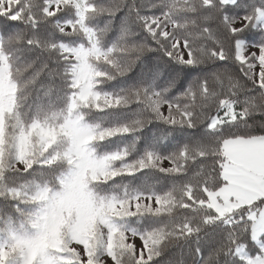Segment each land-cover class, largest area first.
<instances>
[{"label": "snow or ice", "instance_id": "obj_1", "mask_svg": "<svg viewBox=\"0 0 264 264\" xmlns=\"http://www.w3.org/2000/svg\"><path fill=\"white\" fill-rule=\"evenodd\" d=\"M67 2L74 15L87 4V0L84 5L79 0ZM256 8L260 9L259 15L255 14ZM245 9L238 14V10ZM15 11L0 13V24L6 32L22 23ZM43 11L55 19L61 37L74 38L44 40L38 31L40 22L27 37L21 33L9 37L10 41L25 38L41 52L49 48L61 51V59L52 60L57 65L55 71L43 61L37 78L49 72L50 78L71 77L74 85L83 71L98 70L88 62L90 57L103 58L107 67L100 69V79L109 90L93 89L92 95L128 113L117 134L134 136L136 148L144 139L141 134L153 123L168 129L159 128L151 134L138 161L139 175L151 171L172 178L169 190L156 195L160 203L155 214L166 212L171 216L180 206L182 224L178 230L189 244L195 238V264H264V239L258 230L253 231L258 220L264 221V176L245 174L225 148L238 138L264 139V0H200L199 9L193 7L182 25L173 16L168 0H99L91 11L103 23L79 36L74 31L78 15L75 20H63L58 16V7ZM250 28L261 30L260 39L251 45L248 40L255 39L257 33L245 38ZM70 56L75 59L69 60ZM137 68L140 72L136 79L129 80ZM186 70L196 74L187 79ZM86 84L87 80L79 88ZM188 129L197 132L169 148L175 139L173 133ZM21 163L24 166L18 171L23 175L19 179L23 181L21 187H27L36 166ZM125 175L137 178L135 171ZM177 189L183 192L180 200L175 195ZM10 190L14 194L17 189ZM196 191L200 192L199 198ZM0 200L7 201L12 211H22L19 201L10 199L7 192L0 193ZM51 207L42 209V214ZM130 209L124 207L117 215L134 217L139 224L154 211L151 203H138L134 211ZM98 222L109 232L113 226L119 229L120 239L113 238L111 248L103 247V241L95 237L88 248L78 243L76 256L72 257L68 247L76 243V227L70 221L68 239L59 245L63 252L43 249L36 260L28 261L29 242L28 251L21 248L5 264H63L62 256L72 258V264H172L170 258L165 259L170 249L164 245L172 234L166 225L142 231L128 224L114 225L109 215L100 216ZM8 232L12 239L30 238L23 223L17 226L9 222ZM128 234L131 242L127 241ZM234 239L236 244L232 246ZM225 242L229 247H224ZM0 247L7 245L0 242ZM176 264H184L183 254Z\"/></svg>", "mask_w": 264, "mask_h": 264}, {"label": "trees", "instance_id": "obj_2", "mask_svg": "<svg viewBox=\"0 0 264 264\" xmlns=\"http://www.w3.org/2000/svg\"><path fill=\"white\" fill-rule=\"evenodd\" d=\"M4 0H0V13L7 14L15 11L22 23L18 28H13L11 32L3 30V25L0 24V53L2 54L7 66V78L12 83V103L10 110L2 114V131L0 142V193L7 192L10 199H16L20 203L22 211L15 212L7 207V201L0 200V235H5L9 238L8 224L14 222L17 226L23 225L28 227V214L31 213L32 207H37V195L42 190H57L61 186V179L68 170V163L64 160L61 152L64 150V143L52 144L46 148L43 155L27 162L29 165H35L33 175L29 177L32 180L30 186L21 187L23 181L19 179L23 175L19 172L20 167L17 164V143L21 136V132L30 125L37 124L42 127L58 128L60 127L69 111L71 97L74 91L71 84V77L57 75L55 78H50L49 72H44L39 78L36 77V72L41 70V63L48 61L52 70L55 71L57 65L52 63L53 59H61V51L47 49L41 52L38 47L30 46L25 38L11 39L16 33H21L23 37H27L33 27L38 25L39 35L42 39L53 40H71L74 37H61L55 28V19L45 15L43 9L47 8L49 12L53 8L61 9L58 16L63 20L76 19L73 14L74 10L69 6L67 1L63 0H14L8 3L5 7L2 5ZM85 4V0H83ZM172 5V13L176 21L181 25L185 22L186 14H190L193 7L199 9L200 0H168ZM247 2V0H245ZM99 0H87L85 10L80 21L76 20L74 29L77 36L81 33H86L97 23H103L102 20H97L95 14L91 11L93 4H98ZM259 3V0H257ZM245 10H238V14H243ZM255 14H260V9H255ZM5 23H12L6 21ZM171 27V26H170ZM67 32L68 29H65ZM257 28L247 30L246 37L249 34L257 33L255 39L248 40V43L255 44L260 39ZM179 34V32H178ZM35 42V41H34ZM64 52L67 49L62 50ZM39 59H36V58ZM91 64L97 67L99 75L97 76L94 89L97 92L108 91L106 84L100 79L103 72L100 69H105L107 66L103 62V58L91 57ZM69 60L72 58L68 57ZM34 62V67L32 64ZM187 71V79H191L196 73L192 70ZM140 69L137 68L130 74L129 80L136 79ZM108 108V111H99L101 108ZM79 112L83 121L87 123L93 130L108 132L101 138H96L89 142V147L95 155L112 154L117 155V159L112 161V168L119 172L100 180H90L87 183L89 191L99 198H112L120 201H130L138 194L145 199L156 200V195H164L169 190V182L172 178H165L157 172H146L143 176L139 175V158L143 154L147 143L151 138L154 130L164 128L166 126L153 123L141 135L139 146L133 148L135 143L134 136H124L117 134L119 127L123 126L128 119V113L123 109L116 110L113 106L105 105L95 107L92 105H81ZM196 129L181 130L173 133L175 139L171 140L169 148L177 143L183 142L186 136L196 134ZM250 139V138H249ZM31 146L29 145V148ZM28 148V150H29ZM27 150V147H26ZM166 150V149H162ZM49 158V161H45ZM167 166V165H166ZM135 171L137 178L127 177L125 173ZM148 177V179H145ZM15 187L17 190L13 194L10 190ZM127 193V195H125ZM198 198L200 192L194 193ZM175 195L178 200L183 198V192L177 189ZM138 197V196H137ZM39 205V204H38ZM159 205V204H158ZM145 216L140 223H137L136 218L125 219L118 215L114 217V225L128 224L130 227H139L142 231L145 228H155L167 226V230L172 234L168 236L165 242V248L170 249L165 259H171L172 264L176 262L183 254L184 264H195L197 259L195 253V243L189 244L188 240L180 235L178 226L182 224L181 209L177 205L173 214L162 213L159 216L155 214ZM117 228V227H116ZM119 231V229L117 228ZM179 236V239L177 237ZM239 239V237H237ZM261 239H264V235ZM236 244V240H232V246ZM224 247H229L225 242ZM125 264H128L126 261Z\"/></svg>", "mask_w": 264, "mask_h": 264}, {"label": "rangeland", "instance_id": "obj_3", "mask_svg": "<svg viewBox=\"0 0 264 264\" xmlns=\"http://www.w3.org/2000/svg\"><path fill=\"white\" fill-rule=\"evenodd\" d=\"M11 1L14 0H4L2 5L5 7ZM79 4L84 5L83 0H79ZM84 10L85 7L77 10L80 21ZM70 58L75 59L71 56ZM90 59L92 58H89V63H91ZM98 75V71L93 73L85 70L82 72L77 83L73 85L74 91L68 115L60 127L48 128L33 124L21 132L17 143V164L20 167L24 166L21 161L27 163L36 157H40L48 146L58 143L65 145L61 155L69 167L61 179L60 188L52 191L42 190L37 195V207H32L31 213L25 218L28 220L26 231L30 234L29 239H12L10 236L5 238L4 234L0 235V242L7 245V247H0V264H5L10 255L19 253L21 248L28 251L29 242H31V250L28 251V261L36 260L43 249L63 252L64 249L60 248L59 245L68 239L67 225L70 221L74 222L76 227V243L68 247L72 257L76 256L78 243H82L85 248H88L91 246L90 241L95 243V237H99L103 241V247L111 248L113 238L120 239L119 231L113 226L109 232L108 228L98 222L100 216L109 215L114 220L122 208L131 206L130 210L134 211L138 203L145 205L151 203V206L158 207L159 203L156 200L145 199L139 195L130 201L99 198L94 196L87 187L90 180L104 179L119 172L112 168V161L117 159L115 153L95 155L89 147L90 141L101 138L108 132L93 130L83 121L79 112L81 105L95 107L109 105L105 103L104 99H98L92 95ZM85 80L88 81V84L83 89L79 88V85ZM12 91V83L7 78V66L0 53V142L1 118L2 114L11 108ZM225 148L228 153H231L230 159L235 157V162L244 169L245 174L255 173L258 177L264 176V139L256 137L238 138L230 141ZM45 161H49V158ZM48 205L52 206L50 211L42 214V209ZM257 230L260 238H262L264 221H257V227L253 228V231ZM127 241H132L131 234L127 235ZM60 259L63 264H72L70 257L62 256Z\"/></svg>", "mask_w": 264, "mask_h": 264}]
</instances>
